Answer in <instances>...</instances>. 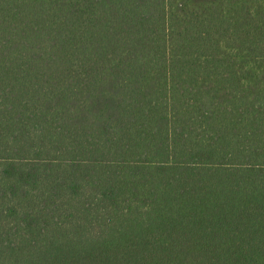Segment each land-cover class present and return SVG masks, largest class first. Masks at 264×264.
Masks as SVG:
<instances>
[{
  "label": "trees",
  "instance_id": "obj_1",
  "mask_svg": "<svg viewBox=\"0 0 264 264\" xmlns=\"http://www.w3.org/2000/svg\"><path fill=\"white\" fill-rule=\"evenodd\" d=\"M0 264H264V0H0Z\"/></svg>",
  "mask_w": 264,
  "mask_h": 264
}]
</instances>
